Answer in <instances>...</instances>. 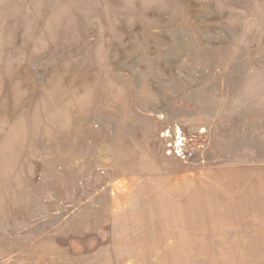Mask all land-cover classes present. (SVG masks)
<instances>
[{
  "label": "rangeland",
  "instance_id": "obj_1",
  "mask_svg": "<svg viewBox=\"0 0 264 264\" xmlns=\"http://www.w3.org/2000/svg\"><path fill=\"white\" fill-rule=\"evenodd\" d=\"M0 264H264V0H0Z\"/></svg>",
  "mask_w": 264,
  "mask_h": 264
},
{
  "label": "crops",
  "instance_id": "obj_2",
  "mask_svg": "<svg viewBox=\"0 0 264 264\" xmlns=\"http://www.w3.org/2000/svg\"><path fill=\"white\" fill-rule=\"evenodd\" d=\"M178 179L177 178H174V180H172V181H168V180H165L164 178H163V180H161V181H158V180H156V181H154V182H152L151 184L149 183V181L148 182H142L141 183V185L142 186H138V185H136V188L139 190V191H141V192H143V193H145L146 194V192L148 193V192H150L151 191V189H148L150 186L149 185H155V186H157L156 187V189H154V191H153V196H154V198H152L151 199V196L150 197H148V207H149V205H150V207H152L153 205H155V206H158V204H159V201L161 200L160 198L162 197V196H164L165 194H168L172 189H169L168 188V186L171 184V183H174V184H177L178 183ZM165 187V188H164ZM169 187H171V186H169ZM140 188V189H139ZM143 189H144V191H143ZM167 189H169V192H168V190ZM165 191V192H164ZM175 203V202H174ZM154 207V206H153ZM156 207H154V209H155ZM153 209V211H152V215L150 214V217L151 218H149V219H151L152 221L154 220V222H153V228H152V232H154L155 233V231H156V228H155V225H156V222L157 223H159L160 221V217L159 216H161V215H156L155 216V213H156V211ZM152 210V209H151ZM149 213V212H148ZM153 216V217H152ZM159 217V218H158ZM151 225L150 224H146V225H144V226H141V227H144V228H148V227H150ZM142 229V228H141ZM141 229H136V233L137 232H141V231H143V230H141ZM151 229V227L149 228V230ZM142 233V232H141ZM155 240V239H154ZM154 244L156 245V241H154Z\"/></svg>",
  "mask_w": 264,
  "mask_h": 264
}]
</instances>
